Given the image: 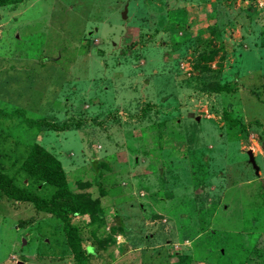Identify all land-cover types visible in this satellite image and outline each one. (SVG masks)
<instances>
[{"label": "rangeland", "instance_id": "1", "mask_svg": "<svg viewBox=\"0 0 264 264\" xmlns=\"http://www.w3.org/2000/svg\"><path fill=\"white\" fill-rule=\"evenodd\" d=\"M34 143L86 264H264V0L0 6V171L49 197ZM0 264L77 263L58 217L0 193Z\"/></svg>", "mask_w": 264, "mask_h": 264}, {"label": "trees", "instance_id": "2", "mask_svg": "<svg viewBox=\"0 0 264 264\" xmlns=\"http://www.w3.org/2000/svg\"><path fill=\"white\" fill-rule=\"evenodd\" d=\"M17 1L20 0H0V6ZM22 168L31 177L55 187L54 192L49 197H43L28 188L18 186L9 175L0 171V193L11 200L30 202L35 209L58 217L62 221L66 243L76 263L86 264L82 238L78 227L72 222V216L84 209L81 210V204L70 188L60 160L42 145L34 143L23 160ZM95 169L99 173L98 168L95 167ZM95 202L97 200H94V207L89 211L92 222L97 220Z\"/></svg>", "mask_w": 264, "mask_h": 264}, {"label": "water", "instance_id": "3", "mask_svg": "<svg viewBox=\"0 0 264 264\" xmlns=\"http://www.w3.org/2000/svg\"><path fill=\"white\" fill-rule=\"evenodd\" d=\"M126 12H127V8L125 7L124 10L122 11V17L125 18L126 17ZM249 155H250V161L253 165V167L255 168L256 171H258V166L255 163V159L251 153V151H249Z\"/></svg>", "mask_w": 264, "mask_h": 264}, {"label": "crops", "instance_id": "4", "mask_svg": "<svg viewBox=\"0 0 264 264\" xmlns=\"http://www.w3.org/2000/svg\"><path fill=\"white\" fill-rule=\"evenodd\" d=\"M88 249H91L90 247Z\"/></svg>", "mask_w": 264, "mask_h": 264}]
</instances>
